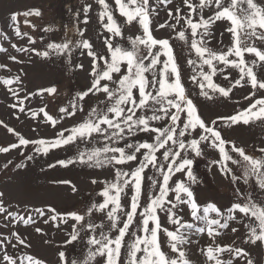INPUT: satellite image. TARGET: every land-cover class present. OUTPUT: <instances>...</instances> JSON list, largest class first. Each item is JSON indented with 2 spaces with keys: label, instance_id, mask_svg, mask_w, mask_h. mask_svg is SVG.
Listing matches in <instances>:
<instances>
[{
  "label": "snow or ice",
  "instance_id": "6c2138e0",
  "mask_svg": "<svg viewBox=\"0 0 264 264\" xmlns=\"http://www.w3.org/2000/svg\"><path fill=\"white\" fill-rule=\"evenodd\" d=\"M96 3L102 8L98 13L99 23L105 33L110 34L97 36L98 39L103 37L106 51L85 38L86 29L78 25L72 36L66 34L61 42L48 43L44 51L11 44L17 53L41 58L55 55L65 57L69 63L75 51L91 58L90 86L77 92L66 106L59 107L57 116L46 111V104L38 110L25 105L33 95L54 96L56 87L41 88L31 94L25 91L22 97L23 90L12 87L23 84L20 75L0 78V84L14 98L9 108L30 114L32 119L43 114L42 122L53 129L66 118L83 113L86 98H96L95 105L89 106L81 121L57 130L52 139L25 138L0 120V125L17 140L0 146V154L33 145L34 154L26 157L31 161L36 154L47 155L53 149L75 146L74 157L59 159L56 164L67 168L79 163L114 173L111 180H91L93 185H103L96 194L102 199L92 201L83 211L62 214L52 207L46 211L33 209L44 218L45 225L54 222L57 229L69 226L65 246L79 241L86 244L81 259L69 260L65 251H59L58 264H193L185 246L192 244L194 236L205 233L210 243L206 248L201 247L200 252L209 264H238L240 260L255 264L246 248L236 245L235 241L221 244L218 238L224 234L222 230L232 234L240 232L237 226L240 225L245 230L244 245L264 247V147L258 149L259 157L249 154L244 147L227 139L222 130L256 121L264 125V98L256 99L233 115L206 121L192 98L193 93L183 83V66L179 61L184 57L175 53L171 41L179 40L183 42L182 48L187 49L185 62L192 70L190 80L199 89L198 96L209 101L215 99V94L229 98L233 89L250 85L254 91L245 97L250 99L257 91L264 90V0H181L187 8L186 15H181L183 9L173 5V0H154V3L152 0H115L120 15L126 18L124 24H138L141 30L134 38L128 37L130 47L113 43L116 37L124 38L122 25L114 19L106 0H96ZM156 5H164L166 16L174 23H157L153 29L154 19L159 15ZM91 9V4L84 5L82 23H89ZM21 16L25 18L24 25L36 30L37 26L28 17L41 18L42 12L29 9L11 12L8 17L15 35L22 40L26 37L29 45H35L36 40L21 30ZM75 19L80 20V13ZM218 21L225 25L219 39L216 35ZM161 29L175 35L155 36L154 31ZM42 30L55 29L48 26ZM225 33L230 34L228 44H224ZM75 36L80 39H74ZM211 40H216L219 47L213 48ZM7 51L0 47V52ZM162 56L165 59L162 60ZM8 59L24 63L15 55ZM122 66H126L123 71ZM76 67L83 69V64ZM226 68L238 72L236 78L230 79L231 73L223 75V79L229 81L227 87L213 79L218 72L225 73ZM0 69L11 72L7 64H0ZM140 133L148 134L150 140L132 139ZM206 147L218 153V158L210 162L218 166L223 178L234 186L235 200L230 206L222 208L215 202L202 205L196 197L192 186L198 180L193 166L196 158L206 155ZM11 164L13 161L9 159L3 167L7 169ZM56 164L49 167L54 168ZM14 167L21 169L26 165L21 161ZM178 173L183 178L173 180ZM59 183L71 184L70 181ZM257 189L259 197L254 194ZM72 191H78L75 185ZM4 196L5 193L0 192V215L5 219L10 217L9 224L12 221L25 226L36 224L31 214L25 217L8 211L4 207ZM35 232L44 234L40 227H36ZM9 235L15 238V244L9 236L0 233V264H42L31 255L21 258L9 254L5 245L31 247L16 231Z\"/></svg>",
  "mask_w": 264,
  "mask_h": 264
},
{
  "label": "rangeland",
  "instance_id": "374dc122",
  "mask_svg": "<svg viewBox=\"0 0 264 264\" xmlns=\"http://www.w3.org/2000/svg\"><path fill=\"white\" fill-rule=\"evenodd\" d=\"M110 5V10L113 13L114 19L122 25L124 38L116 37L113 43H118L121 47H130L128 37H135L140 34L138 24L129 26L125 25V17L121 16L119 9L115 5V0H106ZM154 3V0H152ZM85 4H91L92 9L88 13L89 23H82L84 19L83 7ZM173 5L183 9L181 15L187 14V8L181 3V0H173ZM173 5H169L172 7ZM159 15L155 17L152 28L156 29L157 23L169 22L174 23L166 16V9L164 5H156ZM29 9H39L42 12V17L35 16L28 17V19L35 24L36 30L23 24L25 19L20 17L21 30L28 32L33 39L36 40L35 45H29L27 38L23 40L17 37L10 27V20L8 19L11 12L25 11ZM102 11L100 5L96 0H0V47L7 48V52H0V64H7L11 72L0 69V78H10L15 75H20L23 84H14L12 87L21 91L23 97L24 92L38 93L41 88L56 87L57 94L48 96L47 93L43 97L33 95L25 101L26 108L30 107L33 110H38L40 107L47 105L46 111L54 117L57 116L59 107L66 106L69 99H71L77 92L86 90L90 86L89 72L91 69V58L85 55H80L79 51H75L71 58V63L65 57H58L51 55L49 58H41L30 53H17L15 49L11 48L12 43H16L18 47L36 48L38 51H44L50 42H61L66 34L72 36L75 26L81 29H86L85 38H88L98 49L106 51L103 46V37L97 38L99 33H105V30L99 23L98 13ZM80 13V20L77 21L75 16ZM106 22V18H105ZM216 28L217 39H219V32L223 31L224 24L217 22ZM52 26L55 30L52 32H44L42 29ZM179 27V26H178ZM157 37H167L168 35H175L170 31L163 29L154 31ZM230 34L225 33L223 40L224 44H228ZM7 37V38H5ZM74 39H80L75 36ZM174 51L177 55H183L184 59L179 62L183 66L182 78L185 86L193 93L192 98L198 104L199 111L206 121H211L219 116H228L236 113L237 110H243L253 103L256 99L264 98V90L257 91L255 96L250 99H245L246 96L254 91L250 85L244 88H235L230 94L229 98H223L219 94H215L214 100H205L204 97L198 96L199 89L190 80L193 74L192 70L187 66L185 60L188 57L186 48H182L183 42L173 39L171 41ZM210 44L213 48L219 47L216 40H211ZM15 55L18 59L23 60L24 63L17 64L10 59L9 56ZM193 58L195 54L193 53ZM249 58L246 54V59ZM161 59H165L163 56ZM83 64V69L77 68L76 65ZM126 66H122V71ZM224 67V66H220ZM258 71V69H257ZM231 73V78L238 77V72L231 68H226L225 73L218 72L214 81L221 86H230L229 81L223 79V75ZM14 103V98L11 93L0 84V120L5 124L14 128L16 132L28 139H52L57 130L62 127H72L78 121H81L89 110V106L95 105L96 98H86L85 111L77 113L75 117L66 118L64 121L53 129L49 124L42 122V115L37 119H32L30 114H22L17 110L8 107L9 104ZM19 116L20 119H16ZM35 129V130H34ZM227 139L234 141L238 146L244 147L247 153L259 157L261 154L258 149L264 147V125L256 121L250 125L234 126L232 129L222 130ZM133 140H150L146 133H140L132 138ZM17 142L16 137L7 132V130L0 125V146H8L11 143ZM83 147V145H81ZM33 145L28 148L14 149L7 154H0V192H4V207L10 212L18 213L19 215L27 217L31 214L36 220V224H29L25 226L22 222L17 223L12 221L11 224L5 219L4 215H0V233L4 236H9L12 243L15 244V238L10 237L11 231H16L21 237L25 238L26 243L30 244V248H25L19 245L12 248L10 245H5L9 254L24 257L31 255L35 259L42 262V264H58V252L65 251L69 260L76 258L81 259L86 252V244L84 241L75 242L73 245H64L69 226L62 225L60 229L55 227L54 222L45 225L42 221L44 218L36 214L33 209L55 208L60 213H67L69 211H83L85 206L92 201H99L102 198L97 196V192L103 187L102 184L93 185L92 179L111 180L114 176L112 171L107 169H95L80 165L79 163L69 165L67 168L56 164L59 159H68L74 157L76 154L75 146H65V148L53 149L47 155L36 154L35 159L28 161L26 157L33 155ZM23 152L24 155L20 153ZM206 155L204 157L196 158L193 172L197 177L198 183L192 187L195 191L198 201L203 205L205 202H215L220 207L230 206L235 200L233 188L234 186L224 179L221 175L218 166L211 164V160L218 158V153L211 149L205 148ZM159 155V154H158ZM236 155V154H233ZM11 159L13 164L9 165L7 169L3 166ZM23 161L26 167L17 169L15 164ZM50 164H56V167L50 168ZM127 168L128 166H124ZM235 168V166H232ZM150 174V173H149ZM183 178L182 174H177L173 180ZM60 181H70L71 184L59 183ZM72 185H75L77 192L72 191ZM241 187H243L241 185ZM252 190L251 187L248 188ZM131 193H129L130 195ZM259 197V190L254 193ZM97 217L100 215L96 214ZM188 217L185 216V219ZM163 220V217H162ZM99 223V219L96 221ZM71 223V221L69 222ZM240 232L232 234L229 230H222L223 235L218 238L221 244L228 245L235 241V244L246 248L251 259L255 264H264V247H256L251 245H244L242 240L246 238L245 230L242 226ZM40 227L44 230V234L35 232V228ZM163 239V237H162ZM191 245L185 247L189 249L188 256L193 264H209L206 257L200 252L201 247L206 248L210 243L207 234L194 236ZM45 240L49 243H45ZM2 250V249H0ZM165 251L168 249L165 247ZM226 255V254H225ZM238 264H246V260L238 261Z\"/></svg>",
  "mask_w": 264,
  "mask_h": 264
}]
</instances>
